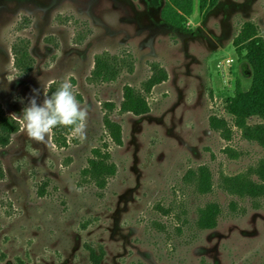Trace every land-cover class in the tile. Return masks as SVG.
I'll use <instances>...</instances> for the list:
<instances>
[{
    "label": "rangeland",
    "instance_id": "obj_1",
    "mask_svg": "<svg viewBox=\"0 0 264 264\" xmlns=\"http://www.w3.org/2000/svg\"><path fill=\"white\" fill-rule=\"evenodd\" d=\"M166 3L0 0V118L19 126L0 145V264H264V0H194L182 29ZM61 80L85 135L35 142L12 114Z\"/></svg>",
    "mask_w": 264,
    "mask_h": 264
},
{
    "label": "clouds",
    "instance_id": "obj_2",
    "mask_svg": "<svg viewBox=\"0 0 264 264\" xmlns=\"http://www.w3.org/2000/svg\"><path fill=\"white\" fill-rule=\"evenodd\" d=\"M68 80H61L60 86L51 96L43 85V101L37 102L40 89H33L28 105L21 115L12 116L23 122L27 137L38 143H46L47 137L57 126L72 128L73 134L85 135V121L88 116L86 107H82L72 91Z\"/></svg>",
    "mask_w": 264,
    "mask_h": 264
},
{
    "label": "trees",
    "instance_id": "obj_3",
    "mask_svg": "<svg viewBox=\"0 0 264 264\" xmlns=\"http://www.w3.org/2000/svg\"><path fill=\"white\" fill-rule=\"evenodd\" d=\"M166 13L169 17V24L171 27L176 28V29H182L183 24L186 22V19L192 15L193 12V6H194V0H166ZM208 0H199V10L200 12H203L204 8L206 7ZM22 61H28L29 64H21L20 62ZM30 59L28 58L27 55L24 56V59L19 61L18 66L21 65V67H25V71L28 72L30 71ZM252 65V63H251ZM105 66L101 61H97L95 64V71L98 73L101 70H104ZM256 93V92H255ZM53 93H51L52 95ZM237 94L242 95L243 92L240 89V85L237 82ZM50 95V96H51ZM262 95V102L264 105V84L261 85L260 87V97ZM121 112H132L136 114H140L143 111H139V105H138V100L135 96V94L130 90L127 89L125 96H124V101L121 104ZM105 126L109 129L111 136L115 140V142L120 143V128L111 123L110 121L105 122ZM19 130V126L14 122V120L11 119H1L0 118V145L4 146L7 145L9 142V138L12 134L16 133ZM95 174L100 176L107 175L111 176L114 174V171L111 169V167L107 168L105 166H96L95 168ZM197 178H196V183L197 186L200 188L201 191H209L210 189V174L208 170L205 167H201L197 170ZM232 184V182H229ZM235 184V183H234ZM236 185V184H235ZM242 187H234L232 184L231 188L229 191L233 193H239L241 195V189ZM246 190H250L249 188H245Z\"/></svg>",
    "mask_w": 264,
    "mask_h": 264
}]
</instances>
